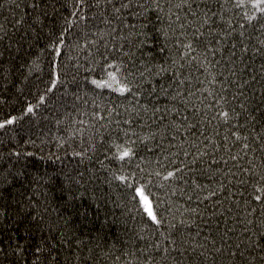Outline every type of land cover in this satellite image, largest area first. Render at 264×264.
I'll use <instances>...</instances> for the list:
<instances>
[{"label":"trees","instance_id":"obj_1","mask_svg":"<svg viewBox=\"0 0 264 264\" xmlns=\"http://www.w3.org/2000/svg\"><path fill=\"white\" fill-rule=\"evenodd\" d=\"M255 2L0 0V264H264Z\"/></svg>","mask_w":264,"mask_h":264},{"label":"snow or ice","instance_id":"obj_2","mask_svg":"<svg viewBox=\"0 0 264 264\" xmlns=\"http://www.w3.org/2000/svg\"><path fill=\"white\" fill-rule=\"evenodd\" d=\"M157 4H158V0H156ZM261 4H264V0H256V2L253 4V7L254 8H257L259 11H262L264 12V8H260V5ZM124 7H127V5H124ZM162 11V9H161ZM177 19H179V17H177ZM181 27H183V25H181ZM185 47L191 49V44H187L185 45ZM57 55H59V52H57ZM109 67H113L112 65H109ZM108 81H105V82H100V81H96V80H93L92 83L93 84H96L97 87H112L113 86V83H115L116 87L114 88L115 91H118V92H125V91H128L129 89H127L126 85H121L120 84V81L117 79V76H116V73L115 72H109L108 73ZM29 112L32 111L31 108L28 109ZM225 117H227V113H224L223 114ZM12 121L9 120L7 121V123H11ZM4 125L3 124H0V127H3ZM245 147H247V145H245ZM130 150L128 149H125L122 153H121V156L120 158L123 159L125 157H128L130 155ZM174 175L173 172H169L167 174V176L165 177V179H168L169 177H172ZM123 179V178H121ZM137 192H138V195L140 196V199L142 201V205H143V208H144V211L145 213L147 214V216L153 221V223H156V224H159L160 223V220L158 219L154 209H153V206H152V202L149 200L148 196L144 194V191L143 189H137ZM257 200L260 199L259 196L256 197Z\"/></svg>","mask_w":264,"mask_h":264}]
</instances>
